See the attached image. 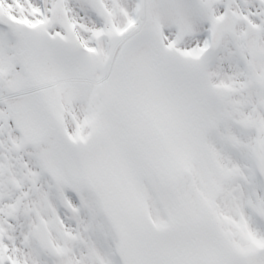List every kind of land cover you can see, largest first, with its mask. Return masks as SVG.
Returning <instances> with one entry per match:
<instances>
[{
  "label": "snow or ice",
  "instance_id": "6c2138e0",
  "mask_svg": "<svg viewBox=\"0 0 264 264\" xmlns=\"http://www.w3.org/2000/svg\"><path fill=\"white\" fill-rule=\"evenodd\" d=\"M0 264H264V0H0Z\"/></svg>",
  "mask_w": 264,
  "mask_h": 264
}]
</instances>
